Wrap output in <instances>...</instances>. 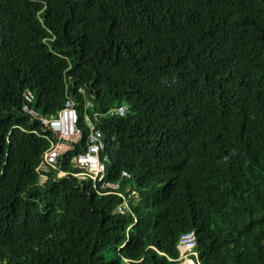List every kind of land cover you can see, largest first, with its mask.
I'll return each mask as SVG.
<instances>
[{
    "label": "trees",
    "instance_id": "16d2710c",
    "mask_svg": "<svg viewBox=\"0 0 264 264\" xmlns=\"http://www.w3.org/2000/svg\"><path fill=\"white\" fill-rule=\"evenodd\" d=\"M26 91L81 133L41 184ZM85 114L124 214L72 176ZM187 232L197 264H264V0H0V264H176Z\"/></svg>",
    "mask_w": 264,
    "mask_h": 264
},
{
    "label": "built area",
    "instance_id": "2783aa9c",
    "mask_svg": "<svg viewBox=\"0 0 264 264\" xmlns=\"http://www.w3.org/2000/svg\"><path fill=\"white\" fill-rule=\"evenodd\" d=\"M78 92L82 93V90L79 89ZM33 99L30 91L24 93L25 104L22 106V112L38 122L44 134L50 135L49 145L41 154L39 163L34 169L41 184L45 181L46 174L51 171H57V177L67 175L65 171L60 170L59 157L79 141L81 133L77 128L76 108L69 97L64 102L63 108L54 116H44L31 107ZM126 112L125 106H119L112 110L111 114L122 117ZM84 120L89 127L86 150L72 159V166L78 169V172L72 176L80 181H89L92 188L100 196L116 195L121 198L122 202L115 208V212L124 214L128 198L120 191V181L112 182L107 179L105 165L108 164V155L105 152L104 137L99 130L95 129L88 115H84ZM128 178L129 174L126 171L120 173V180ZM129 189L126 187L125 192H128ZM195 246L196 239L193 232L181 234L176 244L178 253L176 264H197Z\"/></svg>",
    "mask_w": 264,
    "mask_h": 264
},
{
    "label": "water",
    "instance_id": "95a60500",
    "mask_svg": "<svg viewBox=\"0 0 264 264\" xmlns=\"http://www.w3.org/2000/svg\"><path fill=\"white\" fill-rule=\"evenodd\" d=\"M103 140H104L105 142L107 141V139H106V138H104Z\"/></svg>",
    "mask_w": 264,
    "mask_h": 264
},
{
    "label": "rangeland",
    "instance_id": "374dc122",
    "mask_svg": "<svg viewBox=\"0 0 264 264\" xmlns=\"http://www.w3.org/2000/svg\"><path fill=\"white\" fill-rule=\"evenodd\" d=\"M133 196H130V198H132Z\"/></svg>",
    "mask_w": 264,
    "mask_h": 264
},
{
    "label": "clouds",
    "instance_id": "9594fccd",
    "mask_svg": "<svg viewBox=\"0 0 264 264\" xmlns=\"http://www.w3.org/2000/svg\"><path fill=\"white\" fill-rule=\"evenodd\" d=\"M127 109V108H126Z\"/></svg>",
    "mask_w": 264,
    "mask_h": 264
}]
</instances>
